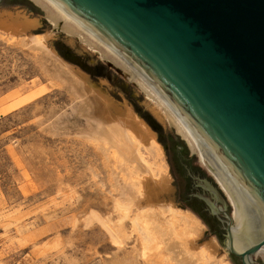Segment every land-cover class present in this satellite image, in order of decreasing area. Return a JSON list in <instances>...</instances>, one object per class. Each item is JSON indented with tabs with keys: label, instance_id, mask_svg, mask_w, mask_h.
I'll use <instances>...</instances> for the list:
<instances>
[{
	"label": "rangeland",
	"instance_id": "374dc122",
	"mask_svg": "<svg viewBox=\"0 0 264 264\" xmlns=\"http://www.w3.org/2000/svg\"><path fill=\"white\" fill-rule=\"evenodd\" d=\"M30 2L20 9L0 8V13L23 12L38 18L41 24L29 32L46 35L52 27L44 12ZM52 36L45 44L54 58L106 92L113 104L130 106L154 132L159 152L140 147L139 153L153 176L165 171L170 178L169 188L159 194V200L172 202L180 212H190L181 202L185 197L183 179H174L170 170L168 145L171 161L176 162L177 152L185 156L197 185L207 189L210 197L215 198L212 191H216L223 201L217 200V205L226 204L232 215V206L218 190L209 168L200 165L174 135L162 107L93 50L62 33ZM19 39L0 31V264H177L160 244L146 240L141 226L130 219L134 212L119 224L121 186L130 182L135 192L147 172L133 173L128 163L119 171L114 150L101 153L96 143L85 139L95 129L90 130L86 120L71 111L66 86L51 85L56 81L42 68V53L22 46ZM50 58L43 61L47 67L48 59L54 60ZM193 215L202 225L197 245L212 239L216 242L211 260L204 264H240L226 250L225 238L220 241L213 236L203 220ZM121 224L123 229H118Z\"/></svg>",
	"mask_w": 264,
	"mask_h": 264
},
{
	"label": "water",
	"instance_id": "95a60500",
	"mask_svg": "<svg viewBox=\"0 0 264 264\" xmlns=\"http://www.w3.org/2000/svg\"><path fill=\"white\" fill-rule=\"evenodd\" d=\"M48 1L171 110L233 202L240 252L226 204L217 205L214 190V200L205 199L226 219V250L242 264H262L255 255L264 251V0Z\"/></svg>",
	"mask_w": 264,
	"mask_h": 264
},
{
	"label": "bare ground",
	"instance_id": "6f19581e",
	"mask_svg": "<svg viewBox=\"0 0 264 264\" xmlns=\"http://www.w3.org/2000/svg\"><path fill=\"white\" fill-rule=\"evenodd\" d=\"M30 1L44 12L45 18L52 27L51 32L47 31L46 35H39L41 37L30 34L29 31L37 28L41 24V21L38 18H30L28 17L29 15L27 16L23 12L11 13L8 11L0 13V31L12 39L20 37L18 41L22 46L38 49L42 53L41 66L47 72L46 74L56 81L55 83L52 82L51 85L55 87L59 86L61 89L63 86H66L67 88L65 87V89H68L66 91L69 92L71 103H73L71 107L73 110L71 111L78 114V117L82 116L86 120L90 130L92 128L95 129L88 135H86V132L85 139L96 143L101 153L105 154L109 149L114 150L117 160H120L117 163L119 166H116L119 168V171L124 169L122 168L124 163H128L131 165L133 173L145 171L148 174L146 175L147 177L145 176L138 181L137 186H135V192L130 189L131 186L128 185L130 182H125L128 184L121 186L122 200L118 201L119 203L117 204L118 217L120 218L119 224L124 221L123 219L130 218V213L134 212V215L130 218L132 223L134 222L141 226L147 238L146 240L154 244H160L162 249L168 253L171 261L177 264L207 263L215 252L216 242L212 239L197 245V238L201 235L202 225L192 213L186 211H182L184 212L182 213L171 204L172 202L167 203L159 200V194L168 190L170 178L165 171L164 173L163 171L162 173L160 172L158 177L153 176L151 168H149V165L145 163L139 153L140 147L149 153L159 152L161 147L155 141L154 132L132 111L130 106L127 104H123L122 106L113 104L106 92H101L100 88L91 84L85 76L74 71L76 69L73 70L64 62L58 60V57L54 58L56 55L47 49L45 40L47 38L50 39L49 37L54 32L56 34L62 33L70 40L82 43L86 46V49L93 50L102 59L120 69L122 73L138 86L148 99L162 107L168 126L175 129V132L186 142L189 152L199 159L200 165H204L194 140L162 100L148 85L136 77L117 55L75 24L50 1ZM46 57L54 58L53 62L55 63L56 61L57 63L54 64L50 61V58L48 59L49 66L47 67L45 65L47 62ZM209 171L232 206L234 220L232 247L235 251L240 252L241 250L237 244L233 202L222 183L210 169ZM167 216L169 217L167 218ZM117 228L123 229L122 224L118 225ZM255 257L264 264V251H258ZM129 264H133V262L131 261Z\"/></svg>",
	"mask_w": 264,
	"mask_h": 264
},
{
	"label": "flooded vegetation",
	"instance_id": "af4514ba",
	"mask_svg": "<svg viewBox=\"0 0 264 264\" xmlns=\"http://www.w3.org/2000/svg\"><path fill=\"white\" fill-rule=\"evenodd\" d=\"M27 2H30V1L29 0H0V8H2V9L19 8L20 9V8H24L25 6H27V4H28ZM153 128L156 130H159L158 125H154ZM171 129L173 130L174 135L180 137L175 132L174 128L171 127ZM180 139L184 142L187 150L189 151V148H188L186 142L181 137H180ZM165 149H166V152L168 154L167 160L169 162L170 170L172 172L173 178L177 179V176H179L183 179L184 189H185V191H184L185 197L181 202L184 204V207L187 210H189L191 213L198 216L201 220H203V222L209 228L212 235L217 237L221 241V239L225 238V234H226V219H225L224 215L221 213H219L218 215L213 214L211 212L210 208L208 207L206 201H205L206 198H209L211 201H213L214 197H210L207 194V189H205V188L202 189V187L197 185V183L199 181H198V179L191 176L189 163H188L185 156H182V155H180L179 152H177L176 153V162L173 163L169 157V153H170L171 148H169L168 145H165ZM191 155H193V154L191 153ZM176 170L178 171V173H176ZM197 194L203 195L204 199L201 197H198ZM193 200L196 201V204L193 203ZM226 212H227V210H226ZM231 256L236 258V260L240 264H242L241 258L239 256H234V255H231Z\"/></svg>",
	"mask_w": 264,
	"mask_h": 264
}]
</instances>
